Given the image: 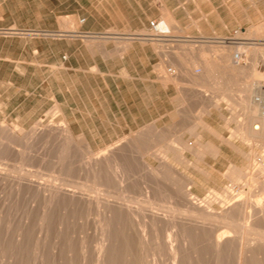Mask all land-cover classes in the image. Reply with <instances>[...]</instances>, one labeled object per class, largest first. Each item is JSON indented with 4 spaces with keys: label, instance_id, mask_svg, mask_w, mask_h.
Wrapping results in <instances>:
<instances>
[{
    "label": "rangeland",
    "instance_id": "rangeland-1",
    "mask_svg": "<svg viewBox=\"0 0 264 264\" xmlns=\"http://www.w3.org/2000/svg\"><path fill=\"white\" fill-rule=\"evenodd\" d=\"M239 45L259 47L242 71L224 57ZM263 65L264 0H0V264H99L103 242L112 264H173L172 249L175 264H238L242 246L221 263L211 240L234 228L180 210L187 191L214 215L226 188L264 195L243 102Z\"/></svg>",
    "mask_w": 264,
    "mask_h": 264
},
{
    "label": "bare ground",
    "instance_id": "bare-ground-1",
    "mask_svg": "<svg viewBox=\"0 0 264 264\" xmlns=\"http://www.w3.org/2000/svg\"><path fill=\"white\" fill-rule=\"evenodd\" d=\"M167 16V14H166ZM165 22H161L160 28H162V30L166 31V32H170L169 27H171L173 24L171 22H173L171 20V16L170 14L165 18ZM172 24V25H171ZM171 25V26H170ZM262 26V25H261ZM258 28V27H257ZM260 28V27H259ZM171 29V28H170ZM172 33V32H170ZM258 34V33H257ZM256 39V38H255ZM254 39V40H255ZM232 43V42H231ZM243 43V42H242ZM250 44V42H248ZM254 43L251 42V45H253ZM257 44V42H256ZM260 44V43H259ZM263 44V43H262ZM261 44V45H262ZM235 45V44H234ZM233 45V47H235ZM249 46L248 50L243 49L242 45L237 46L236 47V51L232 53V48L231 51L228 52L226 57L227 59H229V65L232 66L233 69H238L241 70L244 69L246 66L249 65L248 62V56L249 54H253L256 55V51L259 49L258 45V49L253 48V46ZM255 45V44H254ZM232 47V46H231ZM256 47V46H255ZM247 48V47H246ZM250 50V53H248V51ZM225 53V52H224ZM223 54V53H222ZM236 54H238V57L236 56ZM252 56V55H251ZM257 56V55H256ZM255 56V58H256ZM223 59V58H222ZM224 62V61H223ZM210 66V65H209ZM264 66V65H263ZM230 67V66H229ZM250 67V66H249ZM249 69V68H248ZM246 70V68H245ZM257 72V71H256ZM264 74V71H263ZM252 82H249L248 85H246L247 87L244 88V95H243V102H245V104L247 105L248 108L252 109V113H250V117L253 116L254 119L253 120H257L258 119V112L260 110V106L256 103L253 102L252 100V95L258 90L257 88L260 86L261 82L264 80V78H254L252 79ZM249 81V80H248ZM249 109V110H250ZM251 111V110H250ZM262 123H264V120H260ZM251 123V120H250ZM254 123L252 122L250 124V127L248 126V129H246V131L248 132V137H253L258 140L256 141H261L260 143L263 144V149H264V128L262 129H257L254 127ZM3 128V127H2ZM245 129V128H244ZM37 131V130H36ZM245 131V130H244ZM37 133V132H35ZM34 133V134H35ZM45 133V132H44ZM29 135V134H28ZM32 135V134H31ZM36 135V134H35ZM244 135V134H243ZM8 136V135H7ZM6 136V137H7ZM31 137V136H30ZM245 137V136H244ZM247 138V137H246ZM12 139V138H11ZM10 139V140H11ZM242 139V138H241ZM249 139V138H248ZM19 140V139H17ZM28 140V139H27ZM251 141V139H250ZM33 142V141H32ZM10 143V142H9ZM24 144V142H23ZM12 145V144H11ZM22 146V145H20ZM23 147V146H22ZM16 149V148H15ZM27 151V150H26ZM192 151V150H191ZM99 158H101L100 156L95 157L96 160H98ZM264 158V157H263ZM262 160V159H261ZM93 162V161H91ZM263 163L264 166V159L261 161ZM261 163V164H262ZM260 164V165H261ZM252 165V164H251ZM255 165V164H254ZM259 168V167H258ZM5 169V168H4ZM258 170V169H257ZM6 174V173H5ZM254 178L257 179H261V184H262V190L264 191V167H263V172L261 175H256V177L254 176ZM240 183V182H239ZM242 185V184H241ZM234 188L231 186L230 188H226V192L228 194V196H231V198L226 197V200L224 201L223 204V213L220 215H214L211 212L209 207H206L205 209H197V206H203V205H197L198 202L196 201V196L190 192H186L185 196H189V205L188 207H186V209L184 210H180V213L184 216H186V218H191L194 220H201L203 221V223L205 221H211V222H216V224L218 226H226V227H231L234 228L235 230H229V231H225L223 233H219V230L217 233H215L212 237V244H213V250H214V254L216 255V258L219 261H222L221 263H223L224 258H226V252H228V249L231 248L233 245L237 244L239 247L242 246L243 249H241V254L239 255V258L237 260L238 264H241V261H246V259L248 258L249 260L254 259L256 261V259L258 258L257 252H259V255L262 253H260V251H264V233H258L259 237L258 238H250L248 237V232H244L241 230H244L246 222L249 220L250 215L254 212L258 213L257 215H260L262 217H264V195L259 196L258 198H251V196L249 195H245L244 191H240L237 194L235 193V191L233 190ZM189 190V189H188ZM259 190V191H262ZM61 189H54L53 192L54 194H56L55 197H59L62 192ZM225 192V193H226ZM247 192V191H246ZM214 193V192H213ZM179 194V193H178ZM184 194V193H183ZM215 195H218V193H214ZM247 194V193H246ZM221 196V195H220ZM54 197V195L52 196ZM184 197V196H183ZM224 197V196H222ZM125 198V197H124ZM212 198V197H211ZM52 199V198H51ZM196 199V200H195ZM225 199V198H223ZM136 201V200H135ZM204 202V201H203ZM221 202V199L220 201ZM120 203V202H119ZM125 203V202H124ZM143 203V202H142ZM123 206V205H122ZM114 207V206H113ZM112 207V208H113ZM140 209V208H139ZM114 210V208H113ZM222 211V210H221ZM132 215H135V212H131ZM177 213H175L174 216H176ZM242 217V222L243 223H237L238 220H236V216ZM131 215V216H132ZM170 215V214H169ZM160 216V215H159ZM171 216V215H170ZM173 216V215H172ZM256 216V215H255ZM152 217V216H151ZM178 217V216H177ZM180 217V216H179ZM178 217V219H179ZM164 218H166L164 216ZM172 218V217H171ZM175 219V217H174ZM173 219V220H174ZM193 220V221H194ZM261 220V219H260ZM264 220V219H263ZM106 221V220H105ZM252 221V220H251ZM175 222V221H174ZM197 222V221H196ZM200 223V222H199ZM202 223V222H201ZM207 223V222H206ZM204 223V225L206 224ZM110 224V222H109ZM107 223V225H109ZM202 225V224H201ZM252 225V224H251ZM200 226V224H199ZM214 226V225H213ZM109 227H111L109 225ZM198 227V226H197ZM252 227V226H251ZM255 227V226H254ZM106 228V226H105ZM207 228V227H206ZM212 228V227H211ZM205 229V228H204ZM104 230H109L104 229ZM217 230V229H216ZM240 230V232H239ZM236 233V234H233ZM211 234V233H210ZM238 236V238H237ZM210 240V239H209ZM211 242V241H210ZM96 244V243H95ZM232 250V249H231ZM172 253V257H173V264H175V262L178 260V255L176 253V251H174V249L171 250ZM111 250L108 247L107 244H105L104 242L99 245V264H112V257H111ZM263 257H264V253ZM262 257V256H261ZM260 257V258H261ZM264 259V258H263ZM217 260V261H218ZM228 260V259H227ZM258 262H260V260L257 259ZM262 261V258H261ZM264 262V261H263ZM217 263V262H216ZM252 263V262H251ZM217 264H220L219 262ZM243 264H246L243 262ZM261 264V263H259Z\"/></svg>",
    "mask_w": 264,
    "mask_h": 264
},
{
    "label": "built area",
    "instance_id": "built-area-1",
    "mask_svg": "<svg viewBox=\"0 0 264 264\" xmlns=\"http://www.w3.org/2000/svg\"><path fill=\"white\" fill-rule=\"evenodd\" d=\"M161 20L159 19H153L150 21V29L157 35V36H163V37H170L172 36L171 33L168 31L162 30L160 28ZM238 57V54H236ZM168 72L170 74H175L176 70L174 68L169 67ZM258 90L252 95V100L254 103L258 104L260 106V110L258 112V119L257 120H251L254 123V127L257 129L264 128V123H262L260 120H264V80L261 82L260 86L257 88Z\"/></svg>",
    "mask_w": 264,
    "mask_h": 264
},
{
    "label": "crops",
    "instance_id": "crops-1",
    "mask_svg": "<svg viewBox=\"0 0 264 264\" xmlns=\"http://www.w3.org/2000/svg\"><path fill=\"white\" fill-rule=\"evenodd\" d=\"M168 9L164 8V12H167ZM169 15V13H167V16ZM166 16V17H167ZM165 17V18H166ZM144 80H142V82H139V84L143 83V87H144V93H145V104L144 106H137L136 105V109L138 110V112H134V117L135 119L142 117L143 118V123H146L147 121L144 120L145 116H148L150 113H148V111L150 109H152L153 105L156 106L155 102H154V95L153 93L155 92V90H153L154 84H151L150 82H148L145 78H143ZM136 83V82H135ZM137 86V85H136ZM138 92L140 93V91L138 90ZM160 93L159 99L160 102L164 101V98H166L167 96V90L164 88H160L159 91H157ZM162 93L166 94V95H162ZM150 101H152V103H150ZM144 111V112H143ZM150 116V115H149ZM195 121L193 120V123Z\"/></svg>",
    "mask_w": 264,
    "mask_h": 264
}]
</instances>
